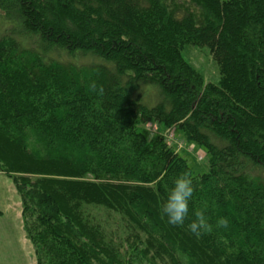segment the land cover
<instances>
[{"label":"trees","instance_id":"16d2710c","mask_svg":"<svg viewBox=\"0 0 264 264\" xmlns=\"http://www.w3.org/2000/svg\"><path fill=\"white\" fill-rule=\"evenodd\" d=\"M186 44L208 48L217 83ZM148 122L204 146L209 170ZM0 172L36 264H127L94 208L147 235L125 245L137 264H264V0H0ZM183 173L194 193L171 225L161 204Z\"/></svg>","mask_w":264,"mask_h":264},{"label":"rangeland","instance_id":"374dc122","mask_svg":"<svg viewBox=\"0 0 264 264\" xmlns=\"http://www.w3.org/2000/svg\"><path fill=\"white\" fill-rule=\"evenodd\" d=\"M182 56L192 67H194L201 74L205 82H218V66L213 60L207 47H199L186 44L182 49ZM144 131L149 137L155 134H161L162 136H164V138L168 140L167 143L176 152L180 153L186 158L188 164L191 166L195 173L207 172L209 170L208 154L205 147L187 141L183 134L177 129L173 127L160 128V126L155 122H148L144 125ZM10 188H12L14 192H12ZM7 193L10 196L12 194L15 195V197L19 199L20 205L22 207V201L20 198L21 196L19 195L20 192L18 188H15L12 178L6 173L0 172V201H3L6 198ZM90 219L93 223L98 224L104 229L107 238H111L112 241L116 243L121 259H123L124 262H126L127 264H137L136 259L131 256V252L129 250L126 249V253H124V248L125 245L127 246V243H129L130 241L133 242L137 235H139L138 240L144 243L145 239L147 238L146 234H144L143 232H131L127 230L124 225L125 223H123L117 215H114L112 213L108 214L106 211L103 212L98 210L97 208L92 209ZM29 242L31 243L30 240ZM136 244L138 248L141 247L138 241L136 242ZM36 261L37 260L33 253L31 263L36 264ZM16 263L17 262H15L14 264ZM7 264H11V259L7 261ZM142 264H147L146 260H142Z\"/></svg>","mask_w":264,"mask_h":264},{"label":"clouds","instance_id":"9594fccd","mask_svg":"<svg viewBox=\"0 0 264 264\" xmlns=\"http://www.w3.org/2000/svg\"><path fill=\"white\" fill-rule=\"evenodd\" d=\"M93 91L97 86L95 83L91 85ZM102 91V89H100ZM194 193L193 180L188 173L178 175L168 191L167 197L161 204V215L167 217V222L171 225H184L185 219L189 214V203ZM196 219L192 220L188 225V230L196 237H200L203 233L211 232L212 225L203 211L195 213ZM229 219L221 216L216 221V226L227 228Z\"/></svg>","mask_w":264,"mask_h":264},{"label":"crops","instance_id":"0c3cea01","mask_svg":"<svg viewBox=\"0 0 264 264\" xmlns=\"http://www.w3.org/2000/svg\"><path fill=\"white\" fill-rule=\"evenodd\" d=\"M32 255L33 249L23 228L20 201L7 193L0 201V264H7L9 259L11 264H32Z\"/></svg>","mask_w":264,"mask_h":264},{"label":"built area","instance_id":"2783aa9c","mask_svg":"<svg viewBox=\"0 0 264 264\" xmlns=\"http://www.w3.org/2000/svg\"><path fill=\"white\" fill-rule=\"evenodd\" d=\"M168 141V140H167Z\"/></svg>","mask_w":264,"mask_h":264}]
</instances>
